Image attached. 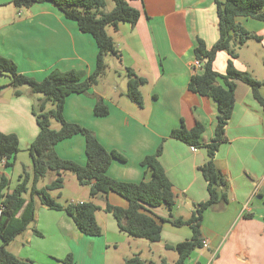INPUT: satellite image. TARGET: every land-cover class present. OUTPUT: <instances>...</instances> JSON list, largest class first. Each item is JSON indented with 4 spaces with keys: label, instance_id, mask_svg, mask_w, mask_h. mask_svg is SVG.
I'll list each match as a JSON object with an SVG mask.
<instances>
[{
    "label": "crops",
    "instance_id": "obj_1",
    "mask_svg": "<svg viewBox=\"0 0 264 264\" xmlns=\"http://www.w3.org/2000/svg\"><path fill=\"white\" fill-rule=\"evenodd\" d=\"M111 1L110 6L107 0V12L115 7ZM127 1L140 11V19L135 26L120 23L117 29H107L121 54V61L113 56L106 58L107 66L115 67V76L109 79L106 72L87 93L70 95L63 114L66 121L91 130L106 150L126 157L125 162L113 160L108 170V176L119 182L150 180L142 161L163 145L160 163L173 184L176 205L173 210L166 205L151 210L162 225L161 241L152 244L163 249L159 263L169 264L167 253L175 250L167 247L193 236L190 226L176 227L170 220H189L196 206L209 198L208 184L200 172L208 161L199 150L212 142L218 105L190 91L188 85L194 75L202 73L195 67L194 50L199 40L208 48L218 41L219 18L215 0ZM237 22L262 38L248 41L234 60L238 70L256 77L259 63L264 67V22L245 17L237 18ZM244 49L250 50L246 56H242ZM0 54L13 60L21 74L41 82L53 70H80L89 77L96 69L98 46L90 34L82 33L75 21L66 19L51 3L18 8L14 0H0ZM229 58L227 52H219L214 69L224 74ZM255 58L258 62L253 61ZM128 69L147 81L141 88L143 107L126 95ZM8 85L9 79L1 78L0 132L17 135L20 151L12 167L0 161V177L9 182L3 193L13 190L25 171L32 173L28 148L39 133L32 108L41 99L23 87L22 95L15 96ZM261 94L264 97V88ZM95 96L107 104V116L94 115ZM197 124L205 127L202 147L197 152L169 137L174 129L183 126L192 130ZM226 138L216 154L215 165L227 184L219 190L226 192L228 203L205 211L201 237L209 247L197 249L187 264H264V109L252 89L242 82L237 85ZM85 145V138L76 135L58 143L55 151L59 157L84 166ZM47 177L50 183L54 174ZM64 178V188L60 193L52 192V196L65 198L66 203L92 201L98 205L102 235H84L72 217L50 210L38 200L35 221L7 246L12 254L34 264H65L68 256L74 264H123L135 255L150 262L135 247L146 240L121 231L113 214L105 211L108 203L128 208L127 200L115 193L92 199L90 187L81 186L75 175L66 173ZM69 185L73 190L66 194Z\"/></svg>",
    "mask_w": 264,
    "mask_h": 264
},
{
    "label": "trees",
    "instance_id": "obj_2",
    "mask_svg": "<svg viewBox=\"0 0 264 264\" xmlns=\"http://www.w3.org/2000/svg\"><path fill=\"white\" fill-rule=\"evenodd\" d=\"M115 7L107 12V0H14L18 8H30L35 4L51 3L66 19L75 21L82 33L90 34L98 46L96 69L86 78L84 71L70 70L62 72L53 70L43 81L38 82L21 74L17 64L0 54V80L9 79V87L14 89V95H22L21 88L28 86L32 94H42L32 113L36 118L39 133L31 143L28 152L32 158V173H23L18 185L13 190H7L8 180L0 177V203L3 210L0 215V264H34L32 261L19 259L12 254L7 246L19 235L26 232L35 221L36 201L50 210L63 211L73 218L78 230L86 236L98 237L103 231L97 221L100 207L90 202L61 204L52 196L64 188L66 173L76 176L81 186L90 187L92 199L115 193L128 201V208H120L107 204L105 211L116 218L121 231L138 239L151 243L162 239V225L152 213L153 208L166 205L173 210L176 198L173 184L166 175L160 163L163 153L161 145L155 154L147 156L142 165L150 172L151 178L141 183H124L108 176V170L113 160L126 161V157L117 151L106 150L95 134L77 123H71L64 118L66 99L72 94L87 93L107 70L106 58L113 56L121 61V54L112 37L107 33L108 27L117 29L120 23L135 26L140 19V11L133 8L127 0H113ZM219 18L220 37L208 48L203 40H199L194 53L202 66L201 74L194 75L188 85L190 91L214 100L218 105L217 124L212 142L206 145L210 160L200 168V172L208 184L209 198L198 204L189 220L172 219L170 223L176 227L190 226L193 236L190 240L179 243L175 247H167L178 253L175 264H187L188 259L203 247L201 226L204 213L214 205L228 203L226 192L219 188L226 187L222 174L217 170L215 158L221 145L226 143V127L230 123L236 102V89L239 82L252 89L255 100L264 109V97L261 94L264 82L257 80L250 73L238 70L234 60L238 51L248 41H262V38L248 32L238 22L237 18H253L264 22V0H215ZM227 52L230 56L226 72L218 73L214 62L219 52ZM129 71V81L126 95L138 106H144L141 88L146 85V79L138 76L132 69ZM94 115L105 117L109 108L105 101L95 96ZM51 103L54 108L47 109ZM60 123L59 129L52 128V121ZM205 127L197 124L192 130L185 127L174 129L170 138L181 141L189 146L201 148ZM82 135L85 138L86 164L84 166L72 160L59 157L55 147L63 140ZM20 151V141L15 134L0 132V161H5V167H12ZM54 174V179L45 187L39 184L48 175ZM29 195V196H28ZM28 196V197H27ZM166 221V220H163ZM169 221V220H168ZM37 235H41L35 230ZM65 264H74L72 256H68ZM123 264H162L147 262L135 255Z\"/></svg>",
    "mask_w": 264,
    "mask_h": 264
},
{
    "label": "rangeland",
    "instance_id": "obj_3",
    "mask_svg": "<svg viewBox=\"0 0 264 264\" xmlns=\"http://www.w3.org/2000/svg\"><path fill=\"white\" fill-rule=\"evenodd\" d=\"M112 4H113V2L111 0H109V5L111 6ZM112 28L113 27H109L107 29L112 30ZM249 51H250L249 49H244V51L242 52V56H246ZM112 60H114V59H112ZM254 60H255V62H258V59L255 58V59H253V61ZM108 63H109V61H108ZM257 67L258 68L256 70V73H257L256 74V77L253 76V75L252 76L254 78L259 79L260 81H264V67H263V65H260V63H259V66H257ZM114 68L115 67L113 65H111L110 67L107 66L106 72H107V74H109L108 75L109 76L108 77L109 79L113 78L115 76V74H116ZM23 88H29V87L28 86H23ZM35 95L38 96V97H41V98L44 97L42 94H39V93L38 94H35ZM53 108H54V106L51 103H49L48 106H47V109L49 110V109H53ZM52 128L59 129L60 128V123L57 122L56 120H53L52 121ZM45 183H49L48 177L45 178L43 181L40 182L39 187L42 188ZM72 190H73V186L72 185H69L68 189L66 190V194H67V192L72 191ZM56 199L60 203H63V204L66 203L64 201L65 198H60L59 196H57ZM37 201H38V199H37ZM145 242L146 243L141 242L138 246H135V247H138L139 248V251H140V253H142V257L144 259H147L149 261H153V262L159 263L160 256L161 255H164L163 249L161 247H158L157 245H154L152 243H148L147 241H145ZM167 255L169 257V264H174V262L178 259V253L176 251L168 252Z\"/></svg>",
    "mask_w": 264,
    "mask_h": 264
},
{
    "label": "built area",
    "instance_id": "obj_4",
    "mask_svg": "<svg viewBox=\"0 0 264 264\" xmlns=\"http://www.w3.org/2000/svg\"><path fill=\"white\" fill-rule=\"evenodd\" d=\"M201 66H202V64H201L199 61H196V62H195V67H197V68H201ZM192 150H193L194 152H197V151H198V148H196V147H192ZM2 210H3V205H2V203H0V215H1V213H2ZM203 247H204V248H208V247H209V243H208L207 241H204V242H203Z\"/></svg>",
    "mask_w": 264,
    "mask_h": 264
},
{
    "label": "water",
    "instance_id": "obj_5",
    "mask_svg": "<svg viewBox=\"0 0 264 264\" xmlns=\"http://www.w3.org/2000/svg\"><path fill=\"white\" fill-rule=\"evenodd\" d=\"M10 93H11V91H10ZM199 152L204 156V158H205L207 161L210 160V157H209V155H208L207 149H206L205 147L201 148V149L199 150Z\"/></svg>",
    "mask_w": 264,
    "mask_h": 264
}]
</instances>
